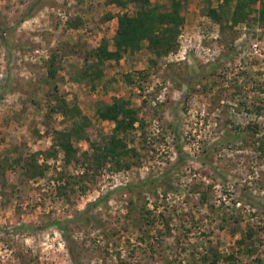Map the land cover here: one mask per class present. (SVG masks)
Segmentation results:
<instances>
[{
  "label": "rangeland",
  "instance_id": "374dc122",
  "mask_svg": "<svg viewBox=\"0 0 264 264\" xmlns=\"http://www.w3.org/2000/svg\"><path fill=\"white\" fill-rule=\"evenodd\" d=\"M151 1L169 9L168 0ZM236 1L182 0L173 52L153 64L143 47L90 80V54L112 38L122 9L111 0H0V156L17 157L0 175V264H72L49 223L97 198L87 222L68 224L83 264H209L214 253L220 264L228 255L264 264V50L252 48L264 49V24L255 12L233 24ZM209 8L221 10V26ZM51 53L59 61L50 79ZM114 96L137 109L140 123L125 138L138 160L81 178L83 167L65 166L55 146L70 120L50 106L62 97L87 111L86 135L74 141L81 153L111 132L95 110ZM29 161L44 175L29 176ZM67 176H79L74 191L57 198Z\"/></svg>",
  "mask_w": 264,
  "mask_h": 264
},
{
  "label": "trees",
  "instance_id": "16d2710c",
  "mask_svg": "<svg viewBox=\"0 0 264 264\" xmlns=\"http://www.w3.org/2000/svg\"><path fill=\"white\" fill-rule=\"evenodd\" d=\"M168 1L170 2L169 9L160 10L159 5L152 3L151 0H111V2L122 10L116 15V28L112 38L102 39L90 54L94 59V62L91 64L97 70L95 74L90 73V80L100 75V69L106 61L118 62L126 53L131 54L146 47L153 54L149 60L155 64L161 57L166 56L177 48V37L184 21L183 14L181 13L182 0ZM229 1L223 0L224 3L221 5L227 6ZM255 2L256 0H237L231 10L230 16L232 23L236 24L240 21H245L252 15V12H255V17L264 24V2L262 1L258 8L255 7ZM208 15L215 22H218L220 26L222 25L221 10L209 8ZM70 26L78 27V24L75 22L71 23ZM144 41L147 42L146 46H144ZM58 61L59 55L57 53H51L48 57V78L55 77ZM127 78L130 83L132 79L129 78L128 74L126 75V81ZM50 93L53 94V91L51 90ZM57 101L56 104L50 106V111L69 118L70 127L57 131L58 141L55 143V146L57 150L62 151L65 166L73 164L74 166L80 165L83 167L84 171L82 172L83 175L80 176L81 178L86 176L90 178L93 174L92 172L97 169H102L107 165L112 166L115 170L126 169L138 160V152L133 146L127 144L125 138L129 130L135 128V122L140 120L137 116V109L130 106L129 99L119 96L113 97L111 102L108 103L97 101L99 104L95 110L96 117L101 121L112 122L113 127L106 137L103 136L96 142H90V149L82 151L81 153H78L74 141L84 139L86 130L90 125L88 113L79 105V102L69 103L62 97L58 98ZM224 138L231 140L229 136H225ZM233 138L237 139L238 136L233 135ZM48 153L50 155L53 154L50 151ZM9 158L12 160H9ZM132 158L133 161H131ZM9 161L16 162L17 157H10V155L6 157L0 156V175L5 174L6 169H3V165L9 164ZM27 164L30 167V169L26 168V170H30L31 175L29 176L35 177L36 174L39 176L44 175V169L38 170L36 162L29 161ZM78 179L74 177L71 180L70 176L65 178L59 177V181L55 185L57 198H64L69 192L74 191V185ZM23 183H27L25 179L22 181ZM131 187H133V184L128 185V188ZM81 188L85 187L81 186ZM100 199L97 198L92 201L87 208L80 211L74 218L56 219L49 223L59 229L62 238L66 242L72 264H83V262L81 261V256L75 241L69 232L68 224L70 222H87L91 218L90 209L92 210L93 207L100 204ZM44 227L45 225L16 226L18 229L26 228L27 230ZM220 260V255L214 253L208 259V263L220 264ZM225 260L228 264H236L233 261L232 255H228Z\"/></svg>",
  "mask_w": 264,
  "mask_h": 264
},
{
  "label": "crops",
  "instance_id": "0c3cea01",
  "mask_svg": "<svg viewBox=\"0 0 264 264\" xmlns=\"http://www.w3.org/2000/svg\"><path fill=\"white\" fill-rule=\"evenodd\" d=\"M144 50H146V49H140V50H138V51H135V52H133V53H131V54H133V56L135 57V56H137V55H139L141 52H144ZM126 54H130V53H126ZM125 56V54L123 55V57L121 58V59H125L126 57H124ZM120 59V60H121ZM119 60V61H120ZM118 61V62H119ZM108 63L106 64V65H108V64H111L110 62H113V63H118V62H114V61H107ZM109 66V65H108ZM115 97V96H114ZM117 97H119V96H117ZM101 99H98L97 101H100ZM93 103V102H92ZM79 105H80V102H79ZM85 110V109H84ZM86 111V110H85ZM87 112V111H86Z\"/></svg>",
  "mask_w": 264,
  "mask_h": 264
},
{
  "label": "built area",
  "instance_id": "2783aa9c",
  "mask_svg": "<svg viewBox=\"0 0 264 264\" xmlns=\"http://www.w3.org/2000/svg\"><path fill=\"white\" fill-rule=\"evenodd\" d=\"M252 48L255 53L258 52L259 54L261 53L260 50H264L263 47L259 46V43H254V42H252Z\"/></svg>",
  "mask_w": 264,
  "mask_h": 264
}]
</instances>
